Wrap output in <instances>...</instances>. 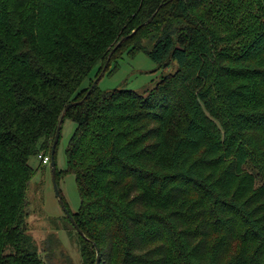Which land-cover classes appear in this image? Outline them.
<instances>
[{
	"label": "trees",
	"instance_id": "trees-1",
	"mask_svg": "<svg viewBox=\"0 0 264 264\" xmlns=\"http://www.w3.org/2000/svg\"><path fill=\"white\" fill-rule=\"evenodd\" d=\"M125 52L174 70L87 95ZM61 118L81 264H264V0H0V264H52L26 192Z\"/></svg>",
	"mask_w": 264,
	"mask_h": 264
},
{
	"label": "rangeland",
	"instance_id": "rangeland-1",
	"mask_svg": "<svg viewBox=\"0 0 264 264\" xmlns=\"http://www.w3.org/2000/svg\"><path fill=\"white\" fill-rule=\"evenodd\" d=\"M152 46V43L146 44L149 50ZM106 68L105 66L103 76L97 83V87L101 91L126 90L138 95H145L147 91L155 87L162 77L171 74L174 70L172 67L157 69V65L145 53L130 56L128 52L123 53L116 62L111 63L105 73ZM94 75L92 74L91 78ZM75 128L76 125L69 119H65L61 125L54 159L58 172L66 170L65 151ZM41 159L40 156L32 157L29 160L34 177L26 192L28 202L26 236L43 260L47 261L46 258L51 257L52 264H81L75 231L67 223L56 196L50 157L43 156L42 160L47 159L46 163H43ZM56 187L68 212L76 213L80 205V198L75 177L72 174L64 173L57 180Z\"/></svg>",
	"mask_w": 264,
	"mask_h": 264
},
{
	"label": "water",
	"instance_id": "water-1",
	"mask_svg": "<svg viewBox=\"0 0 264 264\" xmlns=\"http://www.w3.org/2000/svg\"><path fill=\"white\" fill-rule=\"evenodd\" d=\"M151 22V19L148 20L147 24ZM129 37L131 36H128L126 39H128ZM120 44H118L119 46ZM98 80H99V77L96 78L94 81H93V84L91 85L90 89L88 90L87 92V95L90 94V92L92 91V89L97 85L98 83ZM73 104H69L65 107L64 109V112H66L69 108L72 107ZM62 122H63V119L61 118L60 119V122L58 124V127H57V131H56V134H55V137H54V140H53V143H52V147H51V153H50V167H51V172H52V175H53V181H54V187H55V192H56V196L58 197L59 199V202L61 204V208L66 216V219L69 221V223L73 226V228L81 235L82 233L79 231V229L76 227L75 223H74V220L71 216V214L68 212V210L66 209V207L64 206L63 204V201H62V197L60 196V193L59 191L57 190V187H56V182H55V179H54V171H55V162H54V152H55V148H56V145L58 143V140H59V135H60V130H61V125H62ZM97 252V251H96ZM98 254V253H97ZM97 261H98V257L96 258V264H97Z\"/></svg>",
	"mask_w": 264,
	"mask_h": 264
},
{
	"label": "built area",
	"instance_id": "built-area-1",
	"mask_svg": "<svg viewBox=\"0 0 264 264\" xmlns=\"http://www.w3.org/2000/svg\"><path fill=\"white\" fill-rule=\"evenodd\" d=\"M42 159H43V158H42ZM42 159H41V161H42L43 163H46L47 159H44V160H42Z\"/></svg>",
	"mask_w": 264,
	"mask_h": 264
}]
</instances>
